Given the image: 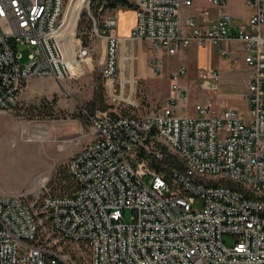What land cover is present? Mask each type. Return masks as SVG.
<instances>
[{"label": "built area", "instance_id": "2783aa9c", "mask_svg": "<svg viewBox=\"0 0 264 264\" xmlns=\"http://www.w3.org/2000/svg\"><path fill=\"white\" fill-rule=\"evenodd\" d=\"M76 1L0 0V112L17 106L30 78L61 82L82 73L91 58L90 44L76 32L83 9L104 38L101 73L110 100L89 118L91 140L67 161L78 184L73 192L31 202L29 194L0 193V264H74L63 242L83 246L88 264H264V0H246L254 11L245 23L233 21L226 0H129L128 35L116 32V11L102 17L98 32L92 0L78 7ZM196 2L215 8L210 24L183 16ZM199 11L209 17V7ZM229 41L241 42L251 69L247 118L233 107L215 111L199 103L194 114L176 113L184 66L169 73L171 94L158 111L122 108L137 106V42L146 44L158 73L162 54L191 45L227 54L221 45ZM19 45L31 48L24 62ZM199 77L203 87L217 88V70L204 68ZM164 149L181 164L169 176L155 167ZM126 209L131 221L124 220Z\"/></svg>", "mask_w": 264, "mask_h": 264}, {"label": "rangeland", "instance_id": "374dc122", "mask_svg": "<svg viewBox=\"0 0 264 264\" xmlns=\"http://www.w3.org/2000/svg\"><path fill=\"white\" fill-rule=\"evenodd\" d=\"M78 3L76 2V6ZM119 14L118 31L120 32L131 21L130 15L122 14L129 8L115 9ZM113 10V11H115ZM85 9L82 10V14ZM187 10L183 9V13ZM75 14V13H74ZM82 14L80 20H82ZM86 18V17H85ZM101 21L96 19V28L101 31ZM77 35L84 43V36L88 34L91 54L89 64H84L82 73L73 79L58 82L52 77H33L28 79L19 93L17 106L10 112H0L2 116H14L16 120H0V193L29 194V201L41 199L45 194H61L70 190V178L67 161L71 153L84 141L92 136L91 122L82 112L85 103L92 97L94 91L102 84L106 94L105 80L101 73L104 38L85 28V21ZM92 34V36H90ZM85 45V44H84ZM31 48L19 45L21 62L26 61ZM172 55H163V64L159 72L154 73L155 64L150 60L147 46L144 44L136 50L138 55L134 72L133 98L137 106L122 108L128 112L143 115L151 111H158L171 94L169 73L181 66L186 68L178 83L185 88L184 96L177 99L175 110L178 114H194V105L210 104L215 111L224 107L235 108L243 118L249 116V108L245 98L247 71L250 70L242 61H233V56H221L214 50L208 55L216 56L233 66L232 74L222 78L218 70V89L203 87L200 83L199 71L209 66H202L194 58L192 48ZM125 63V62H124ZM120 64V63H119ZM146 69V75H141L140 65ZM122 67L123 79L129 80L132 75L127 67ZM218 69V68H217ZM216 69V70H217ZM118 73V71H117ZM116 73V74H117ZM119 73L115 81H119ZM128 86V82L126 83ZM105 102L110 100L105 95ZM234 102V103H231ZM78 116L83 120H71ZM53 119V120H51ZM55 119V120H54ZM5 149V150H4ZM177 161L178 157L172 151ZM5 153V154H4ZM180 163V162H179ZM42 181V185L40 182ZM12 191V192H11ZM16 191V192H14ZM130 209L124 211V220L131 221ZM52 238H56L50 233ZM226 244L232 243L229 237L224 238ZM63 246L71 256L74 264H88L87 250L76 243L63 242Z\"/></svg>", "mask_w": 264, "mask_h": 264}, {"label": "crops", "instance_id": "0c3cea01", "mask_svg": "<svg viewBox=\"0 0 264 264\" xmlns=\"http://www.w3.org/2000/svg\"><path fill=\"white\" fill-rule=\"evenodd\" d=\"M200 7H209L210 13H209V17H203L199 11ZM226 10L231 14L233 21L235 23H245L247 21V19L249 18V16L253 13L254 11V7L251 5H248L246 3V0H226V6H225ZM185 10H187L186 13H183L184 17L187 16H193L197 19V21L199 22V24H210L213 19L216 16V10L214 7L208 5L206 2H196L194 6L189 7V8H185ZM116 11V10H115ZM118 13V11H116ZM122 14L124 15H130V23H128L120 32L118 31V29L116 30V32L119 35H128L133 27L134 24V13L132 9H129L128 11L123 12ZM118 15V19H119V14ZM144 45V43L142 42H137L135 45V54L136 57H138L136 50L139 47H142ZM193 50H192V54L191 56H194L195 59H197L198 63L202 66H209V68L212 69H220L221 71V76L222 78H227L229 79V77L232 74V70H233V66H231L227 61H222L219 58H217L216 56H212L210 58V63L208 62L209 57L208 55L214 54L213 51L216 50L219 55L221 56H233V61L236 63L237 61H242L240 64H246L244 59H243V52L241 50L242 44L241 42L238 41H229V42H225L221 45V48H224L227 51V54H222L219 50V48L212 46V45H205V46H195V45H191L190 46ZM188 47V48H190ZM184 51V50H181ZM179 51V52H181ZM247 65V64H246ZM248 66V65H247ZM249 67V66H248ZM140 74L141 75H146V69L143 66V64L140 65L139 68ZM135 73V72H134ZM251 73V69L247 71V79L249 77ZM135 75L138 77V73L136 72ZM220 79V76H219ZM171 80V79H170ZM201 83V81H200ZM218 82H217V88L218 89ZM184 87V86H183ZM171 88V87H170ZM91 98V97H90ZM89 98V99H90ZM234 103V102H231ZM229 107V106H227ZM176 111V110H175ZM177 113V112H176ZM71 120H83L80 117H70ZM0 120H16L14 116H2L0 114ZM53 120V119H51ZM55 120V119H54ZM84 141H82V143L77 147V149H75L74 151H72L71 153L76 152L77 150H79L85 143L89 142L92 138V136H89L88 138H84ZM42 181L40 179L41 185H42ZM12 192V191H11ZM16 192V191H14ZM10 193V192H7Z\"/></svg>", "mask_w": 264, "mask_h": 264}, {"label": "trees", "instance_id": "16d2710c", "mask_svg": "<svg viewBox=\"0 0 264 264\" xmlns=\"http://www.w3.org/2000/svg\"><path fill=\"white\" fill-rule=\"evenodd\" d=\"M80 1L81 0L76 1L78 3V6L80 4ZM120 7L133 9V4L129 0H92L90 5L91 11L94 14L95 18L99 19L100 21L107 12L113 11ZM82 16V20L78 22L77 30L79 31V29H81L83 21H85V28L87 30H90L92 25L91 19L87 17L86 12L83 13ZM99 25L101 26V23ZM84 38V44H86L88 42V34H85ZM107 108L108 103L105 102L104 88L102 84H100L98 90L94 91L92 97L85 103L84 108H82V112L88 118H90V116H92L96 112V110H106ZM155 167L157 170L163 171L165 175L169 176L171 173V168H180L181 164L176 160L173 154L167 152L166 149H164V158L161 162H159V164H156ZM69 175L72 180V184L70 190L67 193L73 192L78 186L70 172Z\"/></svg>", "mask_w": 264, "mask_h": 264}, {"label": "bare ground", "instance_id": "6f19581e", "mask_svg": "<svg viewBox=\"0 0 264 264\" xmlns=\"http://www.w3.org/2000/svg\"><path fill=\"white\" fill-rule=\"evenodd\" d=\"M5 150V149H4ZM5 154V153H4Z\"/></svg>", "mask_w": 264, "mask_h": 264}]
</instances>
